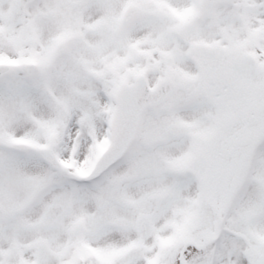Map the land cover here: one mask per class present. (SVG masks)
<instances>
[{
	"label": "snow or ice",
	"instance_id": "6c2138e0",
	"mask_svg": "<svg viewBox=\"0 0 264 264\" xmlns=\"http://www.w3.org/2000/svg\"><path fill=\"white\" fill-rule=\"evenodd\" d=\"M0 264H264V0H0Z\"/></svg>",
	"mask_w": 264,
	"mask_h": 264
}]
</instances>
